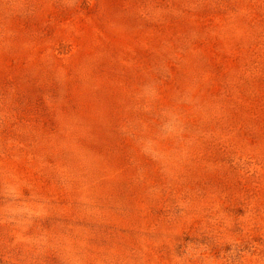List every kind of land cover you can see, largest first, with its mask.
Returning a JSON list of instances; mask_svg holds the SVG:
<instances>
[{"label":"rangeland","instance_id":"obj_1","mask_svg":"<svg viewBox=\"0 0 264 264\" xmlns=\"http://www.w3.org/2000/svg\"><path fill=\"white\" fill-rule=\"evenodd\" d=\"M0 264H264V0H0Z\"/></svg>","mask_w":264,"mask_h":264}]
</instances>
